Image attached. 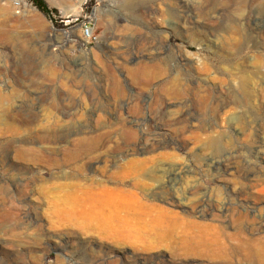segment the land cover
I'll use <instances>...</instances> for the list:
<instances>
[{
    "label": "rangeland",
    "instance_id": "rangeland-1",
    "mask_svg": "<svg viewBox=\"0 0 264 264\" xmlns=\"http://www.w3.org/2000/svg\"><path fill=\"white\" fill-rule=\"evenodd\" d=\"M42 1L0 0V264H264V0Z\"/></svg>",
    "mask_w": 264,
    "mask_h": 264
},
{
    "label": "bare ground",
    "instance_id": "bare-ground-1",
    "mask_svg": "<svg viewBox=\"0 0 264 264\" xmlns=\"http://www.w3.org/2000/svg\"><path fill=\"white\" fill-rule=\"evenodd\" d=\"M83 1V0H82ZM81 1V2H82ZM80 3V2H79ZM25 6V4H23ZM26 7V6H25ZM77 8L74 9V14L79 13L80 4L76 6ZM178 81H173V85H176ZM248 81H241V88L242 91H244V94L246 96L253 95V92L251 90L248 91L247 89V83ZM190 86V85H189ZM171 88V87H170ZM170 90V89H169ZM215 90V89H214ZM179 91V90H178ZM241 92V91H240ZM250 94V95H248ZM178 95V94H177ZM162 98V97H161ZM175 98V97H174ZM223 98V97H222ZM169 99V98H168ZM252 99V98H251ZM203 101V100H202ZM238 101V100H237ZM162 102V101H161ZM196 102V101H195ZM214 104V103H213ZM218 105V104H217ZM226 105V104H225ZM191 108V107H190ZM230 109V108H229ZM205 110V109H204ZM226 114V113H225ZM230 116V115H229ZM188 117V116H187ZM226 117V116H225ZM180 118V117H179ZM201 118V117H200ZM203 120V119H202ZM201 121V120H200ZM179 122V121H177ZM201 123V122H200ZM181 126V125H180ZM182 127V126H181ZM237 128V127H236ZM253 128V127H252ZM183 129V128H182ZM240 130V129H239ZM184 132V131H183ZM253 134V133H252ZM183 135V134H182ZM179 136V135H178ZM249 137V136H248ZM211 140V139H210ZM253 140V139H252ZM208 141V140H207ZM204 143V142H203ZM206 143V142H205ZM226 144V143H225ZM224 144V145H225ZM155 145V144H154ZM214 145V144H213ZM208 147V146H207ZM210 147V146H209ZM212 147V146H211ZM217 147V146H216ZM221 147V146H220ZM211 151L216 150L215 147ZM215 158V157H214ZM158 163V162H157ZM155 167V166H154ZM153 167V168H154ZM158 167V170L163 173L164 166L163 164H160ZM156 170V169H155ZM162 170V171H161ZM219 170V169H218ZM150 172V171H149ZM181 173V172H180ZM173 174V173H172ZM183 174V173H182ZM163 174L159 173L157 170L152 171L148 174V176L151 179H160ZM182 176V175H180ZM253 177V176H252ZM165 178V177H164ZM158 182V181H157ZM254 186V185H253ZM179 187V186H178ZM252 187V186H251ZM179 189V188H178ZM192 192V191H191ZM199 193V192H198ZM173 200V199H172ZM190 200V199H189ZM260 201V200H259ZM220 203V202H219ZM178 205L183 208V210L191 208L193 210H197L202 206H207L209 209L213 208V202H211L209 199H206L204 196L194 198V200L188 202H178ZM227 208V207H225ZM200 210V209H199ZM222 210V209H221ZM205 211V210H203ZM247 215V214H246ZM238 219L241 220L242 216L237 215ZM246 219V218H245ZM241 227V226H240ZM257 228V227H256ZM240 229V228H239ZM181 234L184 237L183 243H185L187 246L188 243H193L192 246L195 247V250H201L206 251L210 255H216V252H222V251H228L232 252V249L230 246H228V243L235 241L239 243L241 246L250 247V249L253 250V252H256L258 254L262 253L259 249L256 248L258 246V240L252 237H248L243 233L242 231L236 232L234 234H225L222 233L223 231L218 232V228L216 226L212 225H200L196 223H186L183 222L180 226ZM264 231V230H263ZM248 232V231H247ZM209 237V238H208ZM207 239V240H206ZM190 247V245H189ZM188 249V248H187ZM194 249V248H193ZM189 251V249L187 250ZM195 252V251H194ZM233 253V252H232ZM186 254V253H185ZM202 254V253H201ZM189 255V254H188ZM203 255V254H202ZM257 255V254H256ZM196 256V255H195ZM199 256V255H198ZM205 258V255H204ZM208 258V257H207ZM214 258V257H213ZM259 258V257H258ZM261 259V258H260ZM219 261V260H218ZM256 261V260H255ZM262 263V262H261ZM264 263V262H263Z\"/></svg>",
    "mask_w": 264,
    "mask_h": 264
},
{
    "label": "trees",
    "instance_id": "trees-1",
    "mask_svg": "<svg viewBox=\"0 0 264 264\" xmlns=\"http://www.w3.org/2000/svg\"><path fill=\"white\" fill-rule=\"evenodd\" d=\"M34 7H36L44 15H49L50 11L42 0H30Z\"/></svg>",
    "mask_w": 264,
    "mask_h": 264
},
{
    "label": "built area",
    "instance_id": "built-area-1",
    "mask_svg": "<svg viewBox=\"0 0 264 264\" xmlns=\"http://www.w3.org/2000/svg\"><path fill=\"white\" fill-rule=\"evenodd\" d=\"M83 34H84V36L87 37V38H89V37L91 36V34H90V30H89V28H88L87 26L84 27V29H83Z\"/></svg>",
    "mask_w": 264,
    "mask_h": 264
}]
</instances>
